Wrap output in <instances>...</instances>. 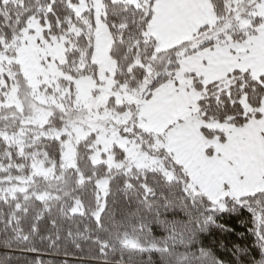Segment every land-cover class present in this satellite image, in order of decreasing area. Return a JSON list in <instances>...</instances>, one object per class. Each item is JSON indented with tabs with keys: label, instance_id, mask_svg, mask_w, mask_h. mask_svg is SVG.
<instances>
[{
	"label": "snow or ice",
	"instance_id": "6c2138e0",
	"mask_svg": "<svg viewBox=\"0 0 264 264\" xmlns=\"http://www.w3.org/2000/svg\"><path fill=\"white\" fill-rule=\"evenodd\" d=\"M0 264H264V0H0Z\"/></svg>",
	"mask_w": 264,
	"mask_h": 264
},
{
	"label": "trees",
	"instance_id": "16d2710c",
	"mask_svg": "<svg viewBox=\"0 0 264 264\" xmlns=\"http://www.w3.org/2000/svg\"><path fill=\"white\" fill-rule=\"evenodd\" d=\"M23 258H28V257H27V256H24V257H22V259H23Z\"/></svg>",
	"mask_w": 264,
	"mask_h": 264
}]
</instances>
